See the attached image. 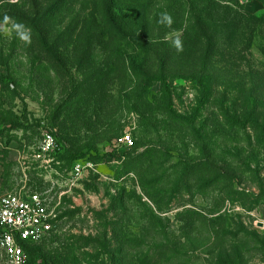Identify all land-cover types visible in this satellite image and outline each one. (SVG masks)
Listing matches in <instances>:
<instances>
[{"label":"rangeland","instance_id":"obj_1","mask_svg":"<svg viewBox=\"0 0 264 264\" xmlns=\"http://www.w3.org/2000/svg\"><path fill=\"white\" fill-rule=\"evenodd\" d=\"M0 76V190L58 203L46 263L264 264V0H0Z\"/></svg>","mask_w":264,"mask_h":264},{"label":"built area","instance_id":"obj_2","mask_svg":"<svg viewBox=\"0 0 264 264\" xmlns=\"http://www.w3.org/2000/svg\"><path fill=\"white\" fill-rule=\"evenodd\" d=\"M114 148L130 147L132 140L128 134L114 142ZM57 148L51 136H45L39 149L46 155ZM91 165L82 160L72 162L66 170L62 190L58 198L70 193L86 175ZM55 176L58 172H54ZM58 203L50 208L46 199L37 193L0 190V250L9 264H27L28 256L25 248L37 245L45 239L58 221Z\"/></svg>","mask_w":264,"mask_h":264},{"label":"trees","instance_id":"obj_3","mask_svg":"<svg viewBox=\"0 0 264 264\" xmlns=\"http://www.w3.org/2000/svg\"><path fill=\"white\" fill-rule=\"evenodd\" d=\"M4 80L3 76H0V81ZM6 81V78H5ZM163 86L165 85L164 82H162ZM205 91V88L202 86V92ZM71 160L69 161V165L67 166V170L71 166L72 162L76 160H85L84 156L82 154H79L78 156L72 155L70 156ZM25 251L28 256L27 264H48L46 263L40 256L39 251L34 246L25 248Z\"/></svg>","mask_w":264,"mask_h":264},{"label":"clouds","instance_id":"obj_4","mask_svg":"<svg viewBox=\"0 0 264 264\" xmlns=\"http://www.w3.org/2000/svg\"><path fill=\"white\" fill-rule=\"evenodd\" d=\"M157 23L163 24L166 27L170 26L172 24V17L167 12L160 13ZM171 46L174 47L177 52L183 50L182 43L178 37L172 38Z\"/></svg>","mask_w":264,"mask_h":264},{"label":"water","instance_id":"obj_5","mask_svg":"<svg viewBox=\"0 0 264 264\" xmlns=\"http://www.w3.org/2000/svg\"><path fill=\"white\" fill-rule=\"evenodd\" d=\"M242 3L245 2V0H240Z\"/></svg>","mask_w":264,"mask_h":264}]
</instances>
